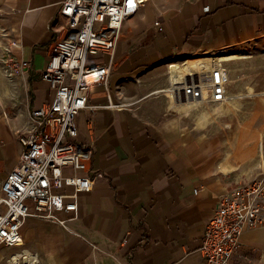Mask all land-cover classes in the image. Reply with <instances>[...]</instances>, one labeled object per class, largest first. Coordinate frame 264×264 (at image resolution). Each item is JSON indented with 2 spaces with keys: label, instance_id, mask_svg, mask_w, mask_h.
<instances>
[{
  "label": "crops",
  "instance_id": "1",
  "mask_svg": "<svg viewBox=\"0 0 264 264\" xmlns=\"http://www.w3.org/2000/svg\"><path fill=\"white\" fill-rule=\"evenodd\" d=\"M63 1L1 0L17 54L29 63L30 97L22 117L18 112L14 120L0 123V181L19 161L21 147L13 134L31 128V110L53 96L41 75L55 30L65 23ZM262 38L264 0H150L128 18L108 89L94 86L91 108L78 117L77 142L93 151L91 173L104 177L93 191L80 194L77 218L59 214L67 228L29 217L22 230L25 245L0 250L10 251L5 260L208 264L200 253L206 225L234 180L218 170L206 146L193 137L192 123L189 131L181 125L194 113L163 117L159 104L172 108L171 97L159 99L156 91L170 86V75L187 62L239 54ZM209 67L192 64L184 71ZM242 243L231 264H264V229L245 233Z\"/></svg>",
  "mask_w": 264,
  "mask_h": 264
},
{
  "label": "built area",
  "instance_id": "2",
  "mask_svg": "<svg viewBox=\"0 0 264 264\" xmlns=\"http://www.w3.org/2000/svg\"><path fill=\"white\" fill-rule=\"evenodd\" d=\"M150 0H64L48 64L41 79L53 96L30 112L31 128L13 134L20 145L16 167L0 181V250L25 245L22 230L29 217L57 222L67 228L65 213L77 218L80 194L93 191L103 173H91L93 151L77 142L78 117L91 108L90 90L108 89L125 21ZM195 1V0H186ZM160 31L164 27L156 23ZM99 56L107 57L101 62ZM27 71L29 63L20 62ZM230 76L189 75L184 82L156 93L188 102L216 106L227 97ZM264 229V172L245 182L235 180L221 196L206 225L200 248L208 264H231L245 233ZM3 264H20L4 259ZM2 264V263H1Z\"/></svg>",
  "mask_w": 264,
  "mask_h": 264
},
{
  "label": "rangeland",
  "instance_id": "3",
  "mask_svg": "<svg viewBox=\"0 0 264 264\" xmlns=\"http://www.w3.org/2000/svg\"><path fill=\"white\" fill-rule=\"evenodd\" d=\"M220 52L227 51H217ZM20 62L0 0V123L12 121L18 112L22 117L20 110L30 97L27 74ZM192 64L212 67L198 72L184 71ZM215 69L230 76L227 97L222 103L210 106L206 102H188L179 106L172 103L170 95L172 108L166 102H161L159 107L163 117L168 118L194 113L192 120L190 117L181 119V125L185 124L189 131L192 123L196 130L191 132L193 137L206 146V153L217 163L221 173L228 174L234 181L245 182L264 172V38L240 50L239 54L198 57L173 72L169 79L177 84L189 75H212ZM7 89L10 96L5 95ZM164 95L156 93V97L163 100ZM8 254L10 251H0V263Z\"/></svg>",
  "mask_w": 264,
  "mask_h": 264
},
{
  "label": "bare ground",
  "instance_id": "4",
  "mask_svg": "<svg viewBox=\"0 0 264 264\" xmlns=\"http://www.w3.org/2000/svg\"><path fill=\"white\" fill-rule=\"evenodd\" d=\"M5 95H6V96H10V90L7 89V90L5 91ZM22 262H24V261H22Z\"/></svg>",
  "mask_w": 264,
  "mask_h": 264
}]
</instances>
